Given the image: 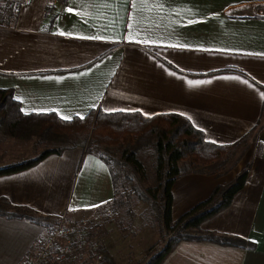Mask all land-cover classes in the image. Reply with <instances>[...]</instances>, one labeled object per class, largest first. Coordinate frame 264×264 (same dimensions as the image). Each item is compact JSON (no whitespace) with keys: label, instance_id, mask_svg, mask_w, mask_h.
Listing matches in <instances>:
<instances>
[{"label":"crops","instance_id":"crops-1","mask_svg":"<svg viewBox=\"0 0 264 264\" xmlns=\"http://www.w3.org/2000/svg\"><path fill=\"white\" fill-rule=\"evenodd\" d=\"M49 1L30 0L14 23L0 24V87L11 88L24 113L174 112L212 142L249 137L233 159L175 177L171 216L246 169L230 203L199 226L255 246L180 240L160 264H264V0ZM0 196L59 217L108 207L114 185L104 160L72 147L0 174ZM137 226L130 240L143 251L159 234ZM46 228L0 215V264H19Z\"/></svg>","mask_w":264,"mask_h":264},{"label":"trees","instance_id":"trees-1","mask_svg":"<svg viewBox=\"0 0 264 264\" xmlns=\"http://www.w3.org/2000/svg\"><path fill=\"white\" fill-rule=\"evenodd\" d=\"M12 2L13 0H0V24L16 21L18 12L13 10ZM0 124L9 135L25 138L36 136L40 140H57L66 144L60 147H46L33 158L0 166V174L24 169L50 153H61L67 148L81 147L84 153H94L107 163L114 185V198L108 205L114 211L119 209L125 200L123 195H119L117 179L125 173L123 165L128 162L127 159H130L134 169L142 174V162L137 158L132 145L142 142L143 139L153 138L156 152L155 182L152 186L133 185V188L139 193L140 199L147 203L140 213L144 224L154 227L159 237L143 250L144 257L135 264H160L180 240H208L244 248L255 246L253 241L244 237L202 230L199 226L203 219L230 203L233 195L244 185L246 169L240 171L230 182L215 185L206 198L176 219H172L171 186L175 177L181 172L210 166L213 161H226L231 155L229 149L232 146L207 140L203 131L182 114L168 112L144 115L138 111L93 109L83 116L64 119L54 112L24 113L20 110L18 101L13 98L11 88L0 87ZM245 142L246 140L241 144L245 145ZM120 143L125 144L122 149L125 158L112 156L113 162L120 167L116 172L110 158L104 154L112 155L110 148ZM235 143H239V140ZM128 213L131 218L135 215L130 208ZM0 215L26 218L46 227L58 219V216L40 214L28 206L13 204L4 196H0ZM93 229V226L87 228L89 238L93 235ZM97 249L101 253L97 264H118L102 240L97 241ZM49 264L64 263L52 261ZM73 264L94 263L85 261Z\"/></svg>","mask_w":264,"mask_h":264},{"label":"rangeland","instance_id":"rangeland-1","mask_svg":"<svg viewBox=\"0 0 264 264\" xmlns=\"http://www.w3.org/2000/svg\"><path fill=\"white\" fill-rule=\"evenodd\" d=\"M244 140H246L245 145L241 144ZM247 140V137H243L239 143L230 147V159L236 156L239 149L247 147ZM0 143L5 145V150L2 153L0 152V166L33 158L46 147L66 145L62 141L40 140L36 136L25 138L9 135L5 132L2 124H0ZM124 145V143H120L111 147L112 155L104 154L110 158L113 169L116 172L120 170V167L113 162L112 156L123 158L122 149ZM132 147L136 151L137 158L142 162V174H140L141 171H136L129 161L130 159H127L128 162L123 165L125 173L118 176L117 179V185L120 188L119 195H123L125 199L123 205L116 211L111 206L108 205L107 207L104 205L90 211H81L75 214L87 217L88 227H94L91 239L104 241L106 237L108 238V244L111 245L118 264H135L144 257L143 251H137L134 248L133 241L130 240L138 228L137 225L143 222L140 213L147 206V203L140 199V195L135 191L133 185L152 186L155 182L156 152L153 138L143 139L142 142L136 143ZM129 208L135 212V218L134 216L130 217ZM136 215H139V219H136L138 217ZM97 263L94 262V264Z\"/></svg>","mask_w":264,"mask_h":264},{"label":"built area","instance_id":"built-area-1","mask_svg":"<svg viewBox=\"0 0 264 264\" xmlns=\"http://www.w3.org/2000/svg\"><path fill=\"white\" fill-rule=\"evenodd\" d=\"M29 1L13 0L11 6L15 12H19ZM56 1L50 0L47 8L52 7ZM87 228V217L81 214L71 215L64 210L57 221L49 225L26 251L19 264H49L52 261H61L64 264L98 262L101 253L97 249V240L89 238Z\"/></svg>","mask_w":264,"mask_h":264},{"label":"snow or ice","instance_id":"snow-or-ice-1","mask_svg":"<svg viewBox=\"0 0 264 264\" xmlns=\"http://www.w3.org/2000/svg\"><path fill=\"white\" fill-rule=\"evenodd\" d=\"M189 23H193V21H188ZM60 35H65V33L61 32ZM90 38H94V39H100V37H90ZM145 43H147V41H145ZM238 79V78H237ZM189 83L192 84H202V83H206V81H190ZM64 119H69L70 117H62ZM83 118V117H81Z\"/></svg>","mask_w":264,"mask_h":264}]
</instances>
